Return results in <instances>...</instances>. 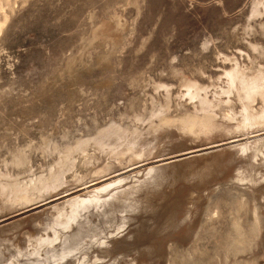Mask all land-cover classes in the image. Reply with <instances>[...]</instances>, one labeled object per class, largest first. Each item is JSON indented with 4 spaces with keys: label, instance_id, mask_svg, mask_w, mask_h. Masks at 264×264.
Masks as SVG:
<instances>
[{
    "label": "rangeland",
    "instance_id": "374dc122",
    "mask_svg": "<svg viewBox=\"0 0 264 264\" xmlns=\"http://www.w3.org/2000/svg\"><path fill=\"white\" fill-rule=\"evenodd\" d=\"M6 1L0 264H47L49 241L60 237L61 251L85 222L69 219L78 197L114 180L138 211H118L105 235L58 264H264V129L215 137L202 126L242 118L236 92L225 102L226 72L264 71L261 0ZM203 99L218 105L204 112ZM150 136L152 152L127 151ZM249 143L254 168L239 147Z\"/></svg>",
    "mask_w": 264,
    "mask_h": 264
},
{
    "label": "bare ground",
    "instance_id": "6f19581e",
    "mask_svg": "<svg viewBox=\"0 0 264 264\" xmlns=\"http://www.w3.org/2000/svg\"><path fill=\"white\" fill-rule=\"evenodd\" d=\"M5 1L6 0H0V34L3 32L4 30V26L6 25L7 21V15H6V8L3 9L4 5H5ZM7 2V1H6ZM259 4H262L264 6V1H260ZM5 10V12H4ZM226 77L228 78V90L227 91H223V94L227 96V101H225L227 103V105H232L233 101L231 100V95L234 94V92L237 93V97L238 100L240 101V103L242 104V118L240 121H238L237 125L233 128L231 127H225L222 125H218L216 123H213V119L214 116H211L207 122L209 123H202V126H206L208 125L209 129L207 131H210V133L212 135L216 136H224V135H230V134H236V133H240L242 136H248V135H252L253 133H258L260 131H262L264 129V71H259L258 73H252V74H248L246 69H243L241 67H237L235 69H232L231 71H227L226 72ZM240 87V88H239ZM201 88L198 86H189L187 89V95L189 97V99L191 101H196L198 99H202L201 96ZM206 90V89H205ZM206 93V92H203ZM221 94V93H220ZM219 94V95H220ZM204 98V96H203ZM209 101V100H208ZM207 100L203 99L200 100V104H202V108L201 110L204 112L212 110V108H214L213 106H217V105H213L211 102H208ZM260 101V102H259ZM198 102V101H197ZM220 102V101H219ZM224 102V101H223ZM257 103V105H259V103L261 104V107L259 109L255 108V104ZM215 104V103H214ZM217 108V107H216ZM197 109V108H196ZM208 113V112H207ZM227 115V114H226ZM229 116V115H228ZM199 118V117H198ZM206 118V117H205ZM228 120L230 122H235L237 119L235 117H233L232 115L228 117ZM205 122V121H204ZM164 123V122H163ZM199 123V122H198ZM198 125V124H197ZM196 125V126H197ZM200 125V124H199ZM189 128V127H188ZM200 128V127H199ZM198 128V129H199ZM261 128V129H260ZM194 129V128H193ZM153 130V129H152ZM191 131V130H190ZM203 131V130H202ZM153 132V131H152ZM202 133V132H200ZM205 133V131L203 132ZM125 134V133H124ZM153 134V133H152ZM167 134V133H165ZM207 134V132H206ZM205 134V135H206ZM116 136V135H115ZM111 137V136H110ZM113 137V136H112ZM142 138V136H140ZM155 137V136H154ZM164 137H166L164 135ZM169 137V136H168ZM249 138V137H248ZM118 138H116L117 140ZM164 139V138H163ZM161 139V140H163ZM141 140V139H140ZM115 141V140H114ZM121 140H118V142H120ZM135 141V140H134ZM138 141V140H137ZM256 141V140H255ZM257 142V141H256ZM263 142V141H262ZM262 142H259L260 144ZM169 143V142H168ZM172 143V142H171ZM119 144V143H118ZM129 144V143H128ZM127 144V145H128ZM180 145V144H178ZM263 145V144H261ZM119 146V145H118ZM124 146V145H123ZM122 146V147H123ZM158 146V139L156 138H150L147 139L146 141H139L138 143H134V142H130L129 146L126 148L127 151L130 150L132 151V155L134 158H137L139 156H141L142 154L146 153V152H152L156 147ZM171 146V145H170ZM241 149V152L246 155V157L250 160V164L252 165L251 168H254V164H252V162L257 159V157L259 156L257 153V148H255V146L252 143L246 144L245 146H239ZM158 148V147H157ZM178 148V147H177ZM181 148V147H179ZM121 149V148H120ZM119 149V150H120ZM263 146L261 147L260 151H262ZM123 150V148L121 149ZM120 150V151H121ZM125 150V149H124ZM120 151L118 152L117 150V154H122L120 153ZM129 152V151H128ZM127 153V152H126ZM124 153V154H126ZM116 154V152H115ZM119 155V156H120ZM117 156V155H116ZM129 156V155H128ZM131 156V155H130ZM149 156V155H148ZM118 157V156H117ZM127 157V156H126ZM125 157V158H126ZM208 165L211 163H207ZM213 164V163H212ZM207 165V166H208ZM183 166V165H182ZM181 166V167H182ZM191 164L189 165V169H190ZM206 166V165H205ZM210 166V165H209ZM161 168V167H160ZM163 168V167H162ZM167 169V167H165ZM188 168V167H187ZM159 169V168H158ZM184 169V168H182ZM165 170V169H164ZM175 170V168H174ZM187 170V169H186ZM157 171V170H156ZM161 171V170H160ZM167 171V170H166ZM184 170H182L183 172ZM175 172V171H174ZM181 172V173H182ZM154 173L157 174V172ZM162 174V172H161ZM167 176V174H162L159 176ZM152 176V175H151ZM154 176V175H153ZM158 176V175H157ZM156 176V177H157ZM165 176V177H166ZM155 177V179H156ZM160 178V177H159ZM208 178L207 176L204 175H200L199 179H206ZM210 178V177H209ZM160 179H158L157 181L159 182ZM120 181H111L109 183H106L103 186L100 187H96L92 190L88 191V195L84 198H82L81 196L78 197L77 203L75 204L76 206V210H73V216H71L69 219L70 220H74L78 221V218H84L85 222H79V226L80 229L78 231H76V233L73 236H66L65 241L62 242L61 245V251H57V249H55L53 246L58 239L60 238H56L54 240H50V246H52V250L46 252L45 254L47 255V264H58L59 262L64 261L67 257L72 256V254L74 255V253L78 252V251H82L84 248V240L86 238L90 239V238H99L101 235H103L105 233V230L101 229L102 224L103 225H110L113 223V221H115L116 219V213H118V211L123 212L125 214L130 213V211H132V208H136L135 206L137 205V200L136 198L133 197V194H129V193H123L121 191H119L117 186ZM156 182V183H158ZM146 183V182H145ZM151 182V185H153ZM161 182H159L160 185ZM144 185V184H143ZM148 185V184H147ZM150 185V184H149ZM148 185V186H149ZM155 185V183H154ZM158 186V185H157ZM122 187V186H121ZM144 188H142L141 186V190L145 189V187L147 186H143ZM115 191V190H117ZM136 189V188H135ZM140 189V188H139ZM149 189V188H148ZM146 190L147 192H150L151 195V191L150 190ZM117 192V193H113V192ZM126 191L128 192L129 190L126 189ZM133 191V190H132ZM135 191V190H134ZM139 191V190H138ZM137 191V194L139 193ZM146 191H144V194L147 193ZM132 193V192H131ZM142 193V192H141ZM146 196H148V194H145ZM149 195V196H150ZM140 196V194L138 195ZM148 198L146 197L147 202H145L146 208L148 209L151 204L148 203ZM145 199V198H144ZM142 201V200H141ZM139 202V201H138ZM141 206V202L139 203ZM74 206V208H75ZM141 208V207H138ZM142 209V208H141ZM97 211L94 215H96V217L98 216V222L99 225L95 228L91 227L89 228L88 225L90 224L88 217L90 216L89 213L93 214L94 211ZM137 210V208H136ZM133 210V211H136ZM72 211V212H73ZM132 211V212H133ZM138 211V210H137ZM136 211V212H137ZM141 211V210H140ZM119 212V213H120ZM86 213V214H85ZM256 213V212H255ZM89 214V216H87ZM124 214V215H125ZM257 215V214H256ZM62 216V215H61ZM91 217V216H90ZM91 219V218H90ZM81 220V219H80ZM71 222V223H74ZM61 223V222H60ZM62 224V223H61ZM66 224V223H65ZM75 224V223H74ZM93 224V223H92ZM124 224V223H123ZM67 225V224H66ZM70 225V224H69ZM78 224H76L77 226ZM90 226V225H89ZM122 226V225H121ZM63 227V226H62ZM66 227V226H65ZM88 227V228H87ZM67 228V227H66ZM79 228V227H78ZM105 235V234H104ZM90 239V240H92ZM105 238H103L102 240H104ZM107 239V238H106ZM102 240L100 241L99 239L95 240L98 243L102 242ZM92 242V241H91ZM93 243H95L93 241ZM105 243V242H104ZM44 244V243H43ZM86 244V243H85ZM89 244V243H87ZM97 244V243H96ZM108 244V243H106ZM105 244V245H106ZM42 245V244H41ZM101 245V244H100ZM103 245V244H102ZM101 245V246H102ZM103 245V246H105ZM86 246V245H85ZM93 246V244H92ZM101 246H98L101 248ZM83 247V248H81ZM91 247V246H90ZM94 247V246H93ZM49 249V248H48ZM60 249V248H59ZM148 248H146L147 251ZM150 249V248H149ZM148 249V250H149ZM88 251L91 249H87ZM86 251V250H85ZM84 252V251H83ZM145 252V250H144ZM148 252V251H147ZM25 253V252H24ZM78 254H82V253H78ZM85 254V253H83ZM82 254V255H83ZM36 255H39V250L36 251ZM44 255V254H43ZM71 255V256H69ZM76 255V254H75ZM87 255V254H86ZM88 256V255H87ZM78 257V256H76ZM75 257V258H76ZM81 257V256H80ZM44 258V257H43ZM44 258V260L46 259ZM49 258V259H48ZM85 258V257H84ZM82 258V260L84 259ZM89 258V257H87ZM36 257V263L34 264H44L40 261V259H38ZM53 260V262L50 261ZM80 259V258H77ZM26 261V260H25ZM46 261V260H45ZM81 261V260H80ZM117 261V260H115ZM115 261H113L112 263L110 262V264H114ZM31 262V261H30ZM77 262V261H76ZM29 264V263H28Z\"/></svg>",
    "mask_w": 264,
    "mask_h": 264
}]
</instances>
